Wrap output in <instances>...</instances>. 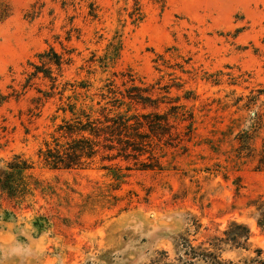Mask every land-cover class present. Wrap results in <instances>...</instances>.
I'll return each instance as SVG.
<instances>
[{
	"label": "rangeland",
	"instance_id": "374dc122",
	"mask_svg": "<svg viewBox=\"0 0 264 264\" xmlns=\"http://www.w3.org/2000/svg\"><path fill=\"white\" fill-rule=\"evenodd\" d=\"M50 48L69 62L51 67L46 99L42 74L22 85ZM64 83L94 101L108 85L148 89L152 107L131 110L165 115L177 138L153 140L159 167L139 170L148 154L44 166ZM262 152L264 0H0V264H186L179 238L203 250L231 221L251 236L221 264L264 262L248 207L264 196ZM16 156L30 168L13 173Z\"/></svg>",
	"mask_w": 264,
	"mask_h": 264
},
{
	"label": "trees",
	"instance_id": "16d2710c",
	"mask_svg": "<svg viewBox=\"0 0 264 264\" xmlns=\"http://www.w3.org/2000/svg\"><path fill=\"white\" fill-rule=\"evenodd\" d=\"M88 9L87 16L94 18L92 6H88ZM37 57L41 65L29 64L34 70L27 75L22 90L29 87L31 80L37 78L38 74H42L44 79L50 81L51 92L43 95L48 99L54 95L52 90L56 89V78L52 76L51 67L54 66L56 70L61 71L62 66L68 64L69 59H63L52 48ZM130 82L133 83V80ZM66 86L70 87L73 95L66 98L65 106L61 105L57 109L64 117L37 151V158L44 166L53 170L82 169L94 164L97 159L111 161L116 158L124 160L131 158L137 161L139 157L148 154L147 162H139V170L159 167L150 152L153 140L164 141L166 145L168 141L177 138L172 137L171 126L165 115L155 112L138 113L131 110V104L143 108L152 107L153 100L148 96V89L131 84L122 94L111 87L112 85H108L106 91L99 94L100 100L94 101L92 96L87 95L88 85L81 83L75 86L64 83L61 93H58L60 100ZM77 87L83 92L76 93ZM102 101L105 102L102 104ZM186 129H190V126ZM259 164L264 167L263 152ZM11 168L13 173L20 174L30 166L16 156ZM248 207L254 210L257 227L263 229L264 196L260 195L250 201ZM250 236L248 227L231 221L227 229L221 232V236L209 239L208 248L203 250L194 248L183 237L179 238L178 247L182 249L181 255L185 257L186 264L197 262L221 264L219 254L224 246L245 249ZM256 252L261 254L260 250ZM257 263L264 264L261 260Z\"/></svg>",
	"mask_w": 264,
	"mask_h": 264
}]
</instances>
